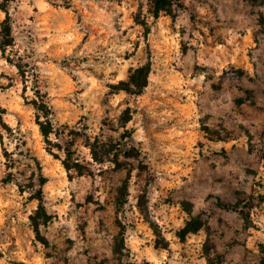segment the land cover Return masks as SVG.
<instances>
[{"label": "rangeland", "instance_id": "rangeland-1", "mask_svg": "<svg viewBox=\"0 0 264 264\" xmlns=\"http://www.w3.org/2000/svg\"><path fill=\"white\" fill-rule=\"evenodd\" d=\"M155 2L0 0V264H264V0Z\"/></svg>", "mask_w": 264, "mask_h": 264}, {"label": "trees", "instance_id": "trees-1", "mask_svg": "<svg viewBox=\"0 0 264 264\" xmlns=\"http://www.w3.org/2000/svg\"><path fill=\"white\" fill-rule=\"evenodd\" d=\"M168 5H170V0H156V2H155L156 16H158L159 12L161 10H163V8H165ZM10 35H11V32L9 31V36ZM11 45H13L12 39L10 41L4 42V43L0 42V48L3 50H6ZM150 72H151L150 66H144V67H140V68L135 69L134 72L132 73L131 77H130V81L128 83H125L126 90L130 91L132 94H141L142 91L148 85V78H149ZM35 106L39 111L42 112V114L49 117L50 113L48 111V106L45 103L39 104V103L35 102ZM40 126H41L42 133L45 136L47 142L50 143L51 142L50 136L52 133H54L53 125L50 122L49 123L40 122ZM130 137H131V135H130ZM93 154H94L95 160L98 161V157L96 156L95 151ZM130 155H131V153H130ZM65 165H66V168L68 170H71V167L67 162L65 163ZM40 210L43 211L42 217L47 218L46 217L47 215L45 213V209L43 206L40 207ZM196 223L197 222H195V221L188 222L187 225L180 231V237L182 239H185L188 234L197 231V229L200 227V225H198L199 223L198 224H196ZM38 224L39 223L35 224V230L39 234V225Z\"/></svg>", "mask_w": 264, "mask_h": 264}]
</instances>
